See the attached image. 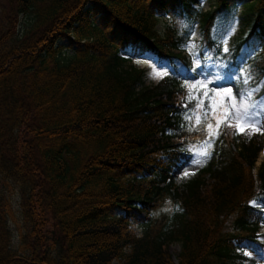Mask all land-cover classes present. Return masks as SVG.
Masks as SVG:
<instances>
[{"label":"trees","instance_id":"1","mask_svg":"<svg viewBox=\"0 0 264 264\" xmlns=\"http://www.w3.org/2000/svg\"><path fill=\"white\" fill-rule=\"evenodd\" d=\"M208 1L0 0V264H254L241 245L264 262L263 135L224 119L242 97L264 116V0H240L251 16L226 53L212 27L235 0ZM166 16L185 26L157 31ZM145 54L171 73L147 82L130 63ZM197 159L175 184L173 170Z\"/></svg>","mask_w":264,"mask_h":264},{"label":"rangeland","instance_id":"2","mask_svg":"<svg viewBox=\"0 0 264 264\" xmlns=\"http://www.w3.org/2000/svg\"><path fill=\"white\" fill-rule=\"evenodd\" d=\"M199 7L202 10H207V8L209 7V1L208 0H199ZM249 16H251L250 13L248 12V10L243 5V2L240 0H235L233 5L230 8H228L227 10H222L220 13H218L216 15L211 34H213V38L216 40V43L221 45V51L222 52H225L228 50L230 41L235 38V36L238 34L240 29L242 28L243 20L245 21L247 19V17H249ZM165 24H172V25L174 24V25H176L177 29H179V28L182 29L185 26L184 23L181 20H179L177 18V16H175L174 18H165L164 20L159 19L158 23L156 25L157 31H161V29L164 27ZM199 40H200V36L198 34V30L195 29V26H194V28L192 29V31L189 35L188 42L184 46V52L186 54H188L190 61L194 62V64H192V71L191 72H197L199 70V67H200V64H199L200 59L198 57V51H197L201 46V45H199ZM60 44L65 45V43L62 41L60 42ZM201 50H203L204 54L206 53L205 48H201ZM65 51H66V53H69L68 50H65ZM120 55L123 57L127 56L124 53V51L120 52ZM144 57L148 58L149 60L154 61V64L158 67L160 66V68H163V69L168 68L167 64H165L162 61H159L155 57H152V55L146 54V55H144ZM205 64H209V63L206 62ZM132 65L135 68L144 71L145 80L147 82H156L161 77H163L164 75L167 74V72H166L162 76H159L156 73L152 72L150 68L140 67V66H137L134 64H132ZM249 113L252 114V113H257V112L255 110H253ZM255 119L260 120L261 124L264 125V116H261L260 114H258L255 116ZM235 126L237 128L236 122H235ZM237 131H238V128H237ZM239 133H241L243 136L249 137L252 134V131H251V129H245L243 132H239ZM261 162H264V156L259 153V155L256 159V162L254 164L253 174H255V172H256V170H257V168ZM199 166L200 165H197L195 162L181 163L177 167V169L173 170L172 176L174 178V183L177 185L182 184V183L190 180L191 178H193L197 174ZM185 172L194 173V174H190L187 177H185L184 176ZM16 200L17 199L15 197L10 196V198H9L11 213H13V220H10L9 228L11 229V232H12V243L14 244V246H16L17 241H18L17 229L24 230L23 224L21 223L20 217L18 215L19 210L17 207V201ZM249 205L252 207H259V204L256 202H253V201L250 202ZM130 228L135 233L139 232V228L135 224H132L130 226ZM263 232H264V218L262 217L261 221L258 225V234H261ZM167 250L171 256L172 261L174 263H176L177 254L179 252L178 245L177 244H170L167 246ZM241 250H242V253L244 256L252 257V258L256 259V263H254V264H257L258 262L260 264H264V262L259 257L260 254H255L252 251L249 253L247 251V249L245 247H243V245H241Z\"/></svg>","mask_w":264,"mask_h":264},{"label":"snow or ice","instance_id":"3","mask_svg":"<svg viewBox=\"0 0 264 264\" xmlns=\"http://www.w3.org/2000/svg\"><path fill=\"white\" fill-rule=\"evenodd\" d=\"M251 95L252 93L249 92L247 95V99H250ZM234 107H236L235 114L234 115L226 114L224 117L225 120L228 119L235 120L239 132H243L245 129H251L252 133H259L261 135H264V125L261 124L260 120L255 119V116L258 115L259 113H252V114L249 113V109L256 108V105H249L246 102V99L242 97L239 105H234ZM197 123H199V118L197 119ZM219 126H220V120H217L216 127L219 128ZM206 127L208 130L209 139L204 141L202 150L198 153V155L200 156L210 155L207 149L211 147V139H212L211 129L213 128V125L211 123H208ZM218 134L219 133L217 132V135ZM195 163L197 165H200L203 163V161L197 159ZM190 174H194V173L185 172L184 176L187 177Z\"/></svg>","mask_w":264,"mask_h":264},{"label":"bare ground","instance_id":"4","mask_svg":"<svg viewBox=\"0 0 264 264\" xmlns=\"http://www.w3.org/2000/svg\"><path fill=\"white\" fill-rule=\"evenodd\" d=\"M133 64L140 66V67L150 68L152 72L159 74V76H162L163 74L168 72V68L166 69L160 68V66L158 67L154 64V61L149 60L148 58H145V57H139V58L134 59ZM260 154L264 156V138H263V150L261 151ZM247 251L249 253L251 252L249 249H247ZM257 264H260V263L258 262Z\"/></svg>","mask_w":264,"mask_h":264}]
</instances>
